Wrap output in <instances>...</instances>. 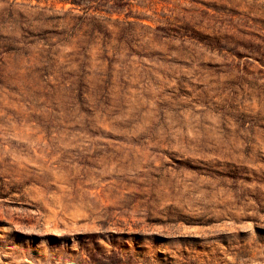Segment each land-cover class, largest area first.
<instances>
[{"label": "rangeland", "instance_id": "374dc122", "mask_svg": "<svg viewBox=\"0 0 264 264\" xmlns=\"http://www.w3.org/2000/svg\"><path fill=\"white\" fill-rule=\"evenodd\" d=\"M0 264H264V0H0Z\"/></svg>", "mask_w": 264, "mask_h": 264}]
</instances>
